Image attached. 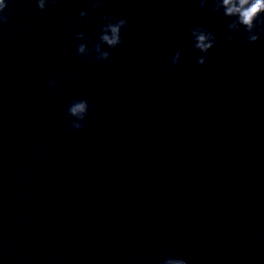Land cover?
<instances>
[{"label": "clouds", "instance_id": "1", "mask_svg": "<svg viewBox=\"0 0 264 264\" xmlns=\"http://www.w3.org/2000/svg\"><path fill=\"white\" fill-rule=\"evenodd\" d=\"M53 3H57L58 0H52ZM38 7L41 11L46 8V0H37ZM102 4L97 2L94 4V8L99 9ZM201 9L206 8L205 0H201ZM7 8L5 0H0V23L6 24L8 22V17L2 15ZM223 9V15L225 18H233V22L228 24V28L232 32L239 31L240 28H244L248 33V42L255 43L259 39V35L256 34L255 30L257 28V22L264 25V19H261V15L264 14V0H214L213 10L220 13ZM88 15L87 11L80 12V18L83 19ZM107 24L103 25L100 29L101 35L99 42L95 43L91 51L88 45L81 42L77 46V54L82 56L85 60H93L95 63H100L103 61H108L111 57V53L104 50V45L109 48H116L122 44L121 31L128 27V21L126 19H117L115 16L109 17L105 15L103 17ZM260 34H264V28L260 29ZM190 36L193 41V48L202 53L201 56L197 58V64L204 65L206 63L208 52L216 43V37L213 33L207 31L204 28H193L190 29ZM76 38L80 41H84L85 33L77 32ZM228 40L231 41L233 36L228 35ZM92 40L88 39V44H92ZM249 51H254V49H249ZM92 52L96 55L93 58ZM180 51H176L171 58V63L175 67L180 65ZM48 85L50 87H55V81L49 80ZM68 115L72 117L70 127L79 131L85 127L82 123L85 121L89 112V104L85 99L74 100L68 106ZM161 264H188V259L186 257L179 258H166Z\"/></svg>", "mask_w": 264, "mask_h": 264}]
</instances>
